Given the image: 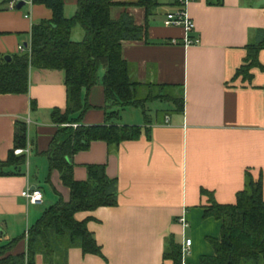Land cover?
Masks as SVG:
<instances>
[{"label": "crops", "instance_id": "crops-1", "mask_svg": "<svg viewBox=\"0 0 264 264\" xmlns=\"http://www.w3.org/2000/svg\"><path fill=\"white\" fill-rule=\"evenodd\" d=\"M115 1L118 4L109 7L108 17L116 20L126 14L143 29L140 39L120 42V56L130 78L141 92L149 84L155 85V92L181 97L182 107L154 99L162 106L153 115L148 114L151 101L144 104V114L136 106L119 108L115 122L138 126V137L116 146L90 141L86 149L72 154L74 180L86 178V165L104 166L105 175L114 180L116 204L74 214L77 220L87 218L86 228L102 257L70 247L64 261L55 264H174L162 257L168 238L179 247L190 239L182 259L185 264H197L201 256L212 255L207 239L219 235V221L202 216L211 199L234 203L247 171L253 180L260 177L264 200V69L249 68V80L233 77L244 63L245 46L255 42L264 28V0L188 3L186 11L193 22L189 35L196 42L187 46L179 43L184 37L180 27L162 24L169 6L157 7L146 17L143 7L131 4L135 0ZM10 2L0 0V55L16 54L25 43L28 50L32 24L52 17L45 4L16 9ZM75 2L62 0L64 17L73 14ZM81 37L82 30L75 25L70 38ZM257 61L264 67V49L257 52ZM102 73L99 66L98 81L80 90L81 101L89 107L79 122L65 125L104 122ZM64 106L61 70L31 67L26 93L0 94V161L7 159L13 146L17 120L26 123L28 146L18 173L0 175V245L23 235L58 194L68 198L59 172L49 170L46 154L57 130L51 112ZM76 116L77 112L69 118ZM32 186L43 193L41 205L28 204L20 195ZM180 216L184 227L178 222ZM25 249L22 238L11 253ZM35 264H46L41 254L36 255Z\"/></svg>", "mask_w": 264, "mask_h": 264}, {"label": "trees", "instance_id": "trees-1", "mask_svg": "<svg viewBox=\"0 0 264 264\" xmlns=\"http://www.w3.org/2000/svg\"><path fill=\"white\" fill-rule=\"evenodd\" d=\"M12 1V0H6ZM220 4L221 0H206ZM45 4L52 17L32 24L29 52L10 55L9 60L0 55V94L26 93L29 69L61 70L65 88L63 110L53 109L51 119L55 131L46 152L49 170L59 172L62 185L68 189V198L57 200L46 207L42 214L28 227L27 233L14 237L0 245V264H35V257L41 254L46 264L63 262L66 250L78 247L82 253L102 257L93 235L86 228V219L77 220V212L91 211L100 206H114L116 191L113 179L104 173L102 164L85 166L86 178L78 181L72 178L71 156L86 149L90 141L101 140L107 146H116L122 140L134 139L139 135L136 125L117 124L119 108L139 107L143 113L146 102L154 99L170 101L181 109V97L152 93L155 85H146L145 92L132 80L126 62L120 56L122 40H138L143 29L132 23L126 14L118 19L108 17L110 6L115 0H76L75 10L70 17H64L62 0H32ZM173 0H135L132 5L143 7L145 16L160 6H170ZM79 25L82 37L78 41L70 38L72 28ZM264 49V28L258 39L245 46L243 64L236 68L233 77L250 79L248 69L264 67L257 61V52ZM101 66L100 78L104 96L102 124L65 125L79 122L83 111L89 107L80 99V90H88L97 81V69ZM75 118H69L76 113ZM144 114V113H143ZM26 145V123L17 120L13 129V146L7 159L0 161V175L18 173L25 164L24 154H15V149ZM205 192V191H202ZM202 216L219 221L218 238H208L212 255L201 256L197 264H264V200L261 197V180H253L244 172L243 187L235 194L232 204H219L210 200L203 207ZM26 239L24 252L11 253L17 242ZM165 259L180 264V247L168 238L162 253Z\"/></svg>", "mask_w": 264, "mask_h": 264}, {"label": "built area", "instance_id": "built-area-1", "mask_svg": "<svg viewBox=\"0 0 264 264\" xmlns=\"http://www.w3.org/2000/svg\"><path fill=\"white\" fill-rule=\"evenodd\" d=\"M17 0H12L10 2V7H15V3ZM196 0H173V3L169 6V10H167L163 14L162 24L164 26H173V27H180L184 31V37L179 42L181 45L187 46L194 44L196 42L195 38H192L189 33L193 29V22L187 14L186 6L188 3L193 2ZM25 4L29 6L32 3V0H24ZM169 43L176 44L175 40H171ZM19 52H29V49L24 45L18 46ZM71 126H75V124H71ZM15 154H25L26 158L28 155V146L21 149H15ZM20 195L25 199L28 204L32 205H41L43 203V193L40 188L34 187H26L20 193ZM178 222L184 227L186 225L184 218L180 216L178 218ZM27 230L25 231V234ZM190 244V239H184L182 245L180 246V264H185L182 257L187 253L188 246Z\"/></svg>", "mask_w": 264, "mask_h": 264}, {"label": "rangeland", "instance_id": "rangeland-1", "mask_svg": "<svg viewBox=\"0 0 264 264\" xmlns=\"http://www.w3.org/2000/svg\"><path fill=\"white\" fill-rule=\"evenodd\" d=\"M152 93L155 94V93H157V92L152 91ZM162 103H163V102H162ZM147 106H148L149 109L151 110V113H148V114H149V115H153L152 111L155 110V109H160L162 105L159 104L158 101H155V102L151 101V102L147 103ZM159 114H161V113H159ZM138 115H139V114H138Z\"/></svg>", "mask_w": 264, "mask_h": 264}, {"label": "water", "instance_id": "water-1", "mask_svg": "<svg viewBox=\"0 0 264 264\" xmlns=\"http://www.w3.org/2000/svg\"><path fill=\"white\" fill-rule=\"evenodd\" d=\"M25 5L24 0H17L15 3V8L16 9H21L23 6ZM26 45V43L24 44ZM4 59L5 60H9L10 59V55H4ZM35 186H32L31 188H34Z\"/></svg>", "mask_w": 264, "mask_h": 264}]
</instances>
